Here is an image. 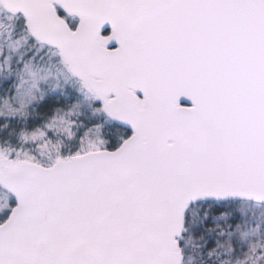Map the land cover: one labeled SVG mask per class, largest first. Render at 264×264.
<instances>
[{
    "label": "snow or ice",
    "instance_id": "6c2138e0",
    "mask_svg": "<svg viewBox=\"0 0 264 264\" xmlns=\"http://www.w3.org/2000/svg\"><path fill=\"white\" fill-rule=\"evenodd\" d=\"M0 264H264V0H0Z\"/></svg>",
    "mask_w": 264,
    "mask_h": 264
}]
</instances>
